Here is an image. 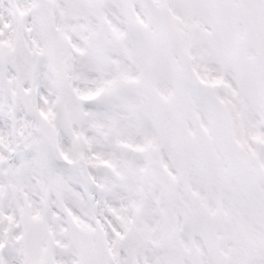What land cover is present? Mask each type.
Here are the masks:
<instances>
[{"label": "snow or ice", "instance_id": "6c2138e0", "mask_svg": "<svg viewBox=\"0 0 264 264\" xmlns=\"http://www.w3.org/2000/svg\"><path fill=\"white\" fill-rule=\"evenodd\" d=\"M0 264H264V0H0Z\"/></svg>", "mask_w": 264, "mask_h": 264}]
</instances>
